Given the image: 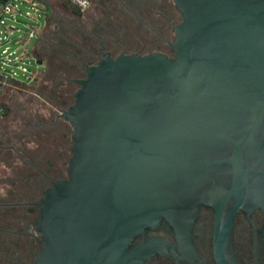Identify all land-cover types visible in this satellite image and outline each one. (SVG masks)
Here are the masks:
<instances>
[{
  "label": "water",
  "instance_id": "obj_1",
  "mask_svg": "<svg viewBox=\"0 0 264 264\" xmlns=\"http://www.w3.org/2000/svg\"><path fill=\"white\" fill-rule=\"evenodd\" d=\"M175 3L174 56L107 53L77 80L69 177L37 203L33 264H141L128 247L163 219L212 205L229 233L264 212V0Z\"/></svg>",
  "mask_w": 264,
  "mask_h": 264
},
{
  "label": "flooded vegetation",
  "instance_id": "obj_2",
  "mask_svg": "<svg viewBox=\"0 0 264 264\" xmlns=\"http://www.w3.org/2000/svg\"><path fill=\"white\" fill-rule=\"evenodd\" d=\"M95 1L86 11L94 8ZM142 1L144 5L143 16H135V13L131 12L135 16V20L140 21L144 27L150 29L151 33L165 40L170 47L168 52L153 50L147 54L161 52L168 56H174L175 50L171 47L174 40L172 42L167 40L149 22H154L156 26L164 23L159 9L163 6L164 11L170 10L169 12H171L173 8L179 11L175 0ZM179 14L182 21L180 11ZM150 16L152 18H149ZM177 25H172L174 32ZM165 27L167 26L165 25ZM82 29L86 33L85 38L77 40V37L72 35L64 40L63 37L62 39L59 37L51 46L46 45V42L43 41L46 35L44 32V37L41 38L43 41L41 48L45 53H77L71 68L77 73H82V78H85L88 66L98 63L105 54L108 53L114 58L117 56L107 51L104 42L91 34L87 30V26ZM98 44L99 46H97ZM90 54L98 59L91 60ZM128 54L146 55L142 54L141 51ZM45 64L47 71L43 73L45 74L44 79L56 70L49 62H45ZM77 80L74 79L73 81L80 87ZM47 98L57 108L58 112L54 122L35 124V127L38 128L37 131L41 129V131L36 132V140L31 142L35 144L36 149L29 150L23 145L20 148L14 145L3 147L7 155L15 154L17 158L15 156L12 158L19 160L22 164V167H19L21 170L19 171L20 180L25 179L22 182L24 185L20 186L22 191L19 196L23 195L24 191L31 192L33 190L31 184L40 188L39 194L35 192L34 195L29 196L30 201L18 200V194L15 195L14 202L1 203L3 200L0 199V208L8 209H4L5 213L0 214V223L4 224L0 231L5 234L0 242V248L6 246L13 252L5 258L6 264L34 263L42 240V237L35 232L40 214L37 203L44 196L45 190L51 186L52 181L69 177L67 168L71 158L69 155L72 153L71 135L73 128L62 114L74 104L75 94L73 101L60 100L55 93L47 96ZM7 142H11V139H8ZM43 165L46 166L43 167ZM16 170H18L17 167L14 173L18 174ZM10 194L13 196L14 192L11 191ZM216 215L214 206L202 204L196 214L189 216L187 220H180V224L173 225L168 220L163 219L157 227L147 228L144 235L140 234L135 237L128 249L133 250L136 257L142 260L141 264H264V212L261 209L239 210L234 217L229 233L222 225L226 222L227 217L221 218L220 226ZM152 238L158 241L153 244L148 243L147 240Z\"/></svg>",
  "mask_w": 264,
  "mask_h": 264
},
{
  "label": "rangeland",
  "instance_id": "obj_3",
  "mask_svg": "<svg viewBox=\"0 0 264 264\" xmlns=\"http://www.w3.org/2000/svg\"><path fill=\"white\" fill-rule=\"evenodd\" d=\"M133 2L136 4H133ZM143 6L142 0H96L93 9L84 11L82 16H75L62 6L60 0H51L50 12L54 21H51L50 24H47L45 14L42 11H36L30 6L22 5V9L25 12L29 11L33 18L20 16L19 19L22 20V23H16V25L23 28L26 33L29 30L36 31L37 35L31 42V48L37 44V40L39 39V32L37 30L42 32L45 29L46 35L45 37L43 36V41L46 42V45L51 46L55 42V36L58 33H55V31H60L61 39L63 37L66 40L68 36L74 35L79 40L85 38L86 33L82 28H86L87 26V30L98 37L100 41H103L104 45L107 46V51H110L114 56H118L121 53H134L136 51H141L142 54H147L153 50L161 52L170 51V47L165 40L151 33L149 28L144 27L140 21L135 20L136 15L139 17L143 16ZM163 7L159 9L161 10L160 16L164 20V23L159 24V26H156L154 22L149 23L167 40L172 42L176 36L173 26L180 23V14L174 8L171 9V12H169L170 10L164 11ZM131 12L135 13V16ZM146 17L148 18V16ZM149 18L152 17L150 16ZM22 33H18V38H20ZM43 41L39 43L38 47H42ZM11 44L14 47H18L24 45V41L14 40ZM89 56L91 60L98 59L91 54ZM30 62V69L36 71L41 76L40 79L31 81V85L11 86L1 97V101L9 108L8 114L0 118V199L3 200L1 203L14 202L16 194H18V200L30 201L29 196L31 194L34 195L35 192L39 194L40 192L38 186L31 184L33 190L31 192L24 191L23 195L19 196L22 191L20 186L24 185L22 182L25 179L20 180L21 175L19 171L21 170L19 167H22V164L19 160L12 158L15 154L12 156L7 155L3 147L14 145L20 148L23 145L29 150H35V144L31 142L36 140V132L41 131V129L37 131L38 128L35 127V124L54 122L56 113L58 112L57 108L47 98V96L52 94V83L50 81L48 83L46 81L47 78L44 81L45 74L42 73L47 71L45 62L43 65H39L33 58L30 59ZM32 75L33 72L28 73L26 76H22V79L29 80V77H32ZM43 86L49 87L43 89ZM78 88L79 86L77 85V90ZM65 125L68 124L65 123ZM8 139H11V142H7ZM71 156L72 153L69 155V158ZM50 159L53 161L52 157ZM23 165L25 166V164ZM45 166L43 165V167ZM16 167L18 174L14 173ZM11 191L14 192L13 196L10 194ZM0 209V214L8 210L4 207ZM3 226L4 224L0 223L1 229ZM1 234L3 235L4 233L0 231ZM0 264L3 263L0 261Z\"/></svg>",
  "mask_w": 264,
  "mask_h": 264
},
{
  "label": "built area",
  "instance_id": "obj_4",
  "mask_svg": "<svg viewBox=\"0 0 264 264\" xmlns=\"http://www.w3.org/2000/svg\"><path fill=\"white\" fill-rule=\"evenodd\" d=\"M82 11L90 8L94 0H69ZM22 5L30 6L36 11H42L46 17V8L43 3L38 0H0V118L6 113L5 104L1 101L5 91L17 83L31 85L30 82L40 79V75L36 71L30 69V59L40 60L36 53L38 45L43 37L45 29L39 32L37 44L31 48V42L36 37L35 30H29L27 33L16 23H22L20 16L33 18L29 11H24ZM23 32L18 38V33ZM25 32V33H24ZM14 40L24 41V45L14 47L11 42ZM40 65V64H39ZM29 80H23L22 76L32 73ZM43 74V73H42Z\"/></svg>",
  "mask_w": 264,
  "mask_h": 264
},
{
  "label": "trees",
  "instance_id": "obj_5",
  "mask_svg": "<svg viewBox=\"0 0 264 264\" xmlns=\"http://www.w3.org/2000/svg\"><path fill=\"white\" fill-rule=\"evenodd\" d=\"M38 1L44 4L46 8V22L47 24H50L51 21H54V19L52 20L53 17L50 12L51 11V0H38ZM60 2L62 6L69 13L75 16L83 15L84 11H82L78 6L73 4L71 1L60 0ZM57 26H59V24H57ZM55 33H57L56 34L57 36L54 35L57 40L58 37H60V31H55ZM35 54L40 60H43L44 62H49V64L53 66L54 69H56L46 79L48 83L50 82L52 83V89H51L52 93L57 94V98H60V100L65 99L67 101L69 100L73 101L74 94L77 89V84L74 83L73 80L81 79L83 77L82 73H77V71L71 68L72 64L74 63L75 54L77 53H45L41 47H38ZM17 84L24 85L21 83H17ZM46 87L47 86H43V89H46ZM5 108H6V113L4 116H6L9 112L8 106L5 105ZM18 213L20 215V211ZM4 237H5V234L0 235V242L3 240ZM18 242L20 241L18 240ZM12 253L13 252L11 251V249L6 248V246L3 248L1 247L0 248V261L3 264H6L5 258L7 257V255H10Z\"/></svg>",
  "mask_w": 264,
  "mask_h": 264
}]
</instances>
